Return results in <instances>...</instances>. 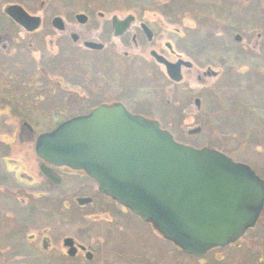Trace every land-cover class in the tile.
I'll use <instances>...</instances> for the list:
<instances>
[{"label":"rangeland","instance_id":"1","mask_svg":"<svg viewBox=\"0 0 264 264\" xmlns=\"http://www.w3.org/2000/svg\"><path fill=\"white\" fill-rule=\"evenodd\" d=\"M10 5L44 22L51 16L75 22L76 14L87 15L81 31L105 48L91 53L92 72L102 73L105 81L109 76L110 86L116 88L119 74L133 72L140 65V101L126 106L154 117L162 129L167 127L166 75L150 51L169 54L171 60H189L191 67L181 69L182 82L169 80V85L177 93L175 100L188 103L191 113L182 118L176 106L169 104V132L178 142L211 147L249 165L264 180V0H0L1 18H10L5 11ZM99 13L105 19H99ZM127 14L135 15L134 24L148 25L153 32L150 42L142 36L143 44L133 48L129 36L114 37L107 30L104 23L112 15ZM124 51L129 54L127 60ZM79 64L81 71L89 70L90 65ZM152 65L156 70L153 81L144 77V67ZM104 80L95 85L105 86ZM180 84L186 87L178 92ZM194 98L200 100L199 111ZM197 127L198 132L189 133ZM0 143V264H264V229L259 227L247 230L234 245L195 256L163 239L119 203L96 193L94 201L78 208L72 195L65 196V201L57 197L68 193L63 185L43 201L42 209L31 210L12 195L17 184L2 158L20 159L31 166L33 142L0 136ZM63 202L68 209L62 207ZM103 213L109 222L103 220ZM41 230L51 238L52 249L42 251L35 239L26 238ZM63 235L90 244L96 249L95 257L90 261L64 258L59 248Z\"/></svg>","mask_w":264,"mask_h":264},{"label":"water","instance_id":"2","mask_svg":"<svg viewBox=\"0 0 264 264\" xmlns=\"http://www.w3.org/2000/svg\"><path fill=\"white\" fill-rule=\"evenodd\" d=\"M5 11L23 26L37 24L38 17L19 6ZM75 17L81 23L86 19L82 13ZM132 20L131 14L112 16L114 35L122 34ZM53 23L62 26L58 16ZM142 27L151 39V31ZM179 64L165 63L174 80L180 77ZM34 150L45 162L85 171L101 193L186 254L202 256L235 243L255 225L264 203V181L249 165L211 147L178 142L156 120L133 114L122 104H101L61 122L37 136ZM63 244L73 255V239L66 237Z\"/></svg>","mask_w":264,"mask_h":264},{"label":"flooded vegetation","instance_id":"3","mask_svg":"<svg viewBox=\"0 0 264 264\" xmlns=\"http://www.w3.org/2000/svg\"><path fill=\"white\" fill-rule=\"evenodd\" d=\"M98 15L99 19H105L102 13ZM85 16L86 19L83 23L79 22L75 16L76 23L62 19L61 27L54 25L55 16L46 18V22L43 18L38 17L37 24L29 27L21 25L11 17H0V126H2L0 136L29 138L33 142L34 150L38 135L52 130L63 121L86 115L101 104H122L133 114L155 120L149 114L133 112L126 106L127 103L140 101L141 85L139 78L142 70L140 65L134 66L133 72L129 70L127 73L119 74L116 88L110 86L109 76L106 77L105 81L102 73H96V71L94 74L92 72L91 53L103 52L105 48L102 42L93 40L89 33L84 32V30L81 31V26H84L88 20V16ZM123 18L125 16L119 19ZM134 21L135 15L120 35H114L112 17L104 25L107 30L111 29L114 37L129 36L133 48H139L143 44L142 36L148 42L152 39L147 38L142 24H145L150 31L151 29L143 21H138V24H134ZM151 33L153 37V32L151 31ZM86 42H97L103 46L96 49L87 46ZM158 55L160 59H157ZM150 56L158 65L163 67L166 75L167 127L165 129L169 132V104L176 106L177 114L181 115L182 118L185 114L191 113L188 103H180L175 100L177 93H175L174 86L169 85V80L176 84L181 83L183 78L181 69L191 67V62L182 58L171 60L169 54L163 56L154 50L150 51ZM128 57L129 54L124 51V60H127ZM177 62H180L178 66L180 77L174 80L169 76L165 63ZM185 62H189L190 65H186ZM79 63L90 65L89 70L81 71L79 66L82 65ZM155 71V65L152 67L145 66L144 77L153 81L152 77L156 73ZM197 79L200 80L201 76H197ZM102 80L106 82L105 86L95 85L97 81ZM94 85L97 86L96 92ZM184 87H186L185 84H180L176 88L179 92L184 91ZM147 94H151L150 89ZM196 99L198 100L197 104ZM193 104L199 111L201 108L199 98H194ZM160 127L163 128L161 124ZM1 146L2 143H0ZM2 159L7 172L12 174L17 184V189L11 190L12 195L15 194L18 200L23 203L26 202L31 210L42 209L43 201L51 192L63 185L66 186L64 190H67L68 193H58L57 197L61 195V200L65 201L64 198L72 195L71 199L78 208H83L94 201L96 194L117 203L101 193L94 179L85 171L45 162L35 154V150L34 160L29 167L20 159L7 156ZM79 199L86 201L80 203ZM62 207L68 209L64 202ZM121 207L124 211L128 210L123 206ZM99 213L98 217L102 214ZM263 216L264 209L262 208L255 225L248 230L255 227L264 229ZM103 220L110 221L106 213H103ZM35 235L30 233L26 238L29 241L35 239L36 246L42 251L52 249L51 238L47 236L45 230H41L39 234ZM66 237L73 239L71 246L73 255L68 254L69 249L63 244ZM59 242L63 257L69 260L90 261L97 253L90 244L80 242L69 235L61 236Z\"/></svg>","mask_w":264,"mask_h":264},{"label":"trees","instance_id":"4","mask_svg":"<svg viewBox=\"0 0 264 264\" xmlns=\"http://www.w3.org/2000/svg\"><path fill=\"white\" fill-rule=\"evenodd\" d=\"M190 1H198V0H190ZM206 1L211 2V1H215V0H206Z\"/></svg>","mask_w":264,"mask_h":264}]
</instances>
